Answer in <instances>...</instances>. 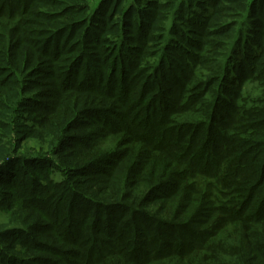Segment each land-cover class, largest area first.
<instances>
[{
	"label": "trees",
	"instance_id": "1",
	"mask_svg": "<svg viewBox=\"0 0 264 264\" xmlns=\"http://www.w3.org/2000/svg\"><path fill=\"white\" fill-rule=\"evenodd\" d=\"M111 1L103 0L91 14L99 25L82 33L100 70L88 66L78 73L89 61L82 55L69 68L64 65L74 75L64 77L62 88L73 84L77 92L107 99L105 110L72 108V115L83 126L91 124L87 118H102L108 127L101 130L118 139V150L80 164L84 153L66 154L59 143L55 156L75 166L66 172L67 181L58 184L50 177V167L62 166L60 160L41 163L42 179L33 177L27 168L32 165L15 157L13 145L29 136L27 126L0 112V183L11 186L15 172L25 173L11 192L14 206L35 209L50 221L43 227L74 248L67 264H264V0H250L241 12L228 0H209L208 11L201 0H132L122 22L107 27L103 5ZM38 3L0 0V39L21 34L29 15L48 14L38 11ZM79 10L73 8L75 18L61 25L64 31L45 27L46 55L62 34L69 39L81 34L85 20ZM235 18L244 23L238 26ZM101 55L105 65L95 59ZM24 70L9 58L0 60V71L13 79L7 84L15 93L6 102L7 107L16 102L12 112L22 108L18 82ZM35 103L27 105L34 110ZM55 103L43 105L44 112ZM108 116L120 121H105ZM86 142L87 153L98 149ZM87 174L95 175L94 187L78 180ZM217 180L222 189L214 185ZM6 197L0 198V210L10 206ZM15 232L22 236L20 252L49 248L32 244L25 230ZM25 262L45 264L43 257L22 262L0 254V264Z\"/></svg>",
	"mask_w": 264,
	"mask_h": 264
},
{
	"label": "rangeland",
	"instance_id": "2",
	"mask_svg": "<svg viewBox=\"0 0 264 264\" xmlns=\"http://www.w3.org/2000/svg\"><path fill=\"white\" fill-rule=\"evenodd\" d=\"M76 1L78 0H40V3H38V11L48 13L46 15H49V17H46V15L44 14H34V16L29 15L28 18H26L24 24L21 25V34L10 32L9 37L6 36L5 38L0 39V60L9 58L14 62L20 63L22 68L25 67L24 73L20 77V80L18 82L19 84L21 83L19 98H22V108L18 107L13 112L12 110H14L16 102L11 106L9 105V107H7L8 103H6L7 97H10L15 93L7 84L11 83L13 79L12 76L10 77L7 72L0 71V112H8L6 117L12 118L13 116H16L17 118H22L21 122L23 123V125L25 124L27 126V130H29V136L21 140L19 142V145L17 142H14L13 145L15 149L17 148L15 157L17 159L24 158L29 161L32 166H27L28 172L32 173L33 177H39L40 179H42V173H38L39 170L37 171V167H39L41 163H44L46 161L47 164L50 160L53 164L54 162L60 160L62 166L59 163V165L57 164V168L54 165L50 167V171H53L50 177L54 183L58 184L67 181L68 176L66 172L71 171L75 167L70 166V160L63 159L62 161L57 156H55L56 147L59 146V143L65 144L66 154L76 153L74 151H82L84 155L82 156L83 159H80V164L86 160L89 161L93 158L96 159L100 155H107V153L112 152L113 150H118V139L116 138V140L115 137L111 138V135H106L108 132L101 130L108 127L107 122H102V118L98 120L94 118H87L88 120L84 121H88L91 124L83 126L82 123H80L81 120H79V115H72L73 109L77 112L80 111V113L84 109L85 112L94 109L105 110V108L107 107V99H105L102 95L96 93L86 95L82 92H77L76 90L72 89L73 84H67L64 89L62 88L63 81H65L64 77L68 76L72 79L74 75V73H72V68L66 71L67 69L65 70V68H63L64 65H66L67 67L69 64H71L72 66V63H74L78 57H82V55H87L89 61L86 64L82 65L81 69L78 70V73L83 75L87 71L88 66H90L91 69L97 68L100 70L99 64L94 59H92V55L96 54V52L92 51V44L89 42L87 43V39L82 37L83 35L86 36L87 33H82L84 32V30L87 31L88 27L94 28L96 27V25H99L98 22L95 23L93 21L91 14L94 15L96 9L102 5L101 2H103V0H79L80 2ZM131 1L132 0H112L109 3H104L103 11L108 9L107 27L119 25L122 22V11ZM208 1L209 0H201V8H204V10L207 9L205 11H208L210 8L209 4H207ZM228 1L234 2V4H238L233 5L237 12H241V10L245 9L246 5H249L250 3V0ZM223 3H225L224 0L222 1V4ZM226 5H229V3L227 2ZM76 7L80 8L79 13H82L83 20H85L83 21L84 24H82L81 26V34H78V38L76 39L70 38L71 40L69 39L70 36L67 38L65 34H62L63 38L60 41L61 43L55 44V42H52L50 52L51 56H49V54H47V56L45 54V38L47 37V35H45L43 31H45L46 28L49 27V29L55 28V30L59 29L60 31H64V28H62L63 26L61 27V25L69 23L68 18H75L73 16V14L75 13H73L72 10ZM101 12L97 16L98 19H101ZM89 18L91 19L89 20ZM255 19L257 21L258 18ZM234 20L235 23H239L238 26L244 23V21H242L240 18H235ZM11 26L17 27L13 25ZM73 33L74 32L72 31V35ZM65 37L67 39H64ZM90 38L91 37H89V39ZM106 39H110V36L106 37ZM82 41H84L85 44H79L78 47L76 43ZM54 45L56 47H53ZM106 47L108 46L106 45ZM103 56H96L95 59L100 60V58H102L103 64L105 65L107 58L105 59V57ZM32 61L34 62L32 63ZM103 64L102 66H104ZM87 73V75L90 74L89 72ZM3 78L6 82L2 81ZM23 80L29 82L27 84L28 86H26L27 88L21 82ZM78 80H80V78ZM96 91H99V88ZM99 96H102L103 98L101 99ZM93 97L98 98V100L94 99ZM100 100L103 102H101ZM28 101H30V105H33L36 102L34 110L32 106L27 105ZM46 103H55V105L49 106L48 108L50 110L44 112L42 106L46 105ZM24 107H26L29 111L31 110V113L27 114L25 112L26 108ZM62 115H65L68 118L70 122L69 125H66L67 123H63L65 119L62 118ZM106 116L107 115L104 114V118ZM110 117L112 116H108L105 121L110 119H115L116 122L120 121V119L117 120L118 116L114 118ZM142 118H140L139 120H141ZM70 126L77 128L72 129ZM87 137L88 139H85ZM123 140L126 141L125 139ZM85 141H87L86 143H89V145H93L94 142L93 146L95 148L97 147L98 149H96V151L93 153H87L86 150H88L89 148H85L86 146H82ZM5 143L12 144V141L5 139ZM121 145L122 144L120 143V146ZM259 161L261 162V158ZM23 174L25 173H21L19 171L15 172V176L13 177L14 179L10 183L11 186L9 185L5 187V185L0 183V198L3 199L6 197V195H3V193L5 192H8V195L11 196V192H13V189L18 187V184L22 182ZM93 177H95L94 174H87L84 177H78V180L88 181L83 185V187H94L95 184L93 180L90 179ZM197 182L199 183V185H201L203 179L199 178ZM214 185H216L218 189H222L218 185V180L215 181ZM7 199V204L9 203L11 208L9 206L6 209L0 210V251H2L0 252V254L3 253L8 260H10L11 258H20L22 262L26 260L33 261L35 257H43V262L45 264H67L69 261H72V258H70V253L72 251L71 249L74 248L60 242V238L58 240V238L56 237L58 235H56L54 232H49L46 229V226L43 227V225H47L48 222H50L42 217L43 214L41 215L34 212L35 209H32V211L19 210L15 208L16 206H14L16 200H14L13 196ZM220 200L221 199L218 198V201ZM250 213L251 212L248 211V215ZM105 220L106 216L103 218V223ZM32 226L37 227L36 229L38 230V232H32ZM156 228L158 229V227ZM17 230L27 231L30 234V239L31 237L33 239L31 240L32 244L40 246V244L42 243V245H47L49 248L47 250H44L43 252L36 250H32L30 253L20 252L17 242L18 240H22V236L18 232H15ZM156 232L157 234H161L160 230H156ZM50 233L54 234L55 238L50 239ZM103 240L105 241L106 239L103 238ZM104 246L105 245H103L102 242L101 244H98L96 248H103ZM54 249H59L60 254H54ZM26 263L27 262H25V264Z\"/></svg>",
	"mask_w": 264,
	"mask_h": 264
}]
</instances>
